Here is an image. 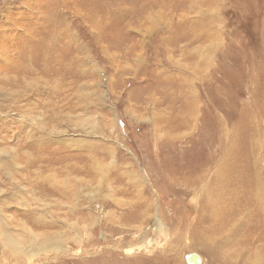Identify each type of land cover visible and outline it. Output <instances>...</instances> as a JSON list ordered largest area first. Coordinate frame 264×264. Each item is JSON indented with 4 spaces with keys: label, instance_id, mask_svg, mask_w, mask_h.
Masks as SVG:
<instances>
[{
    "label": "rangeland",
    "instance_id": "rangeland-1",
    "mask_svg": "<svg viewBox=\"0 0 264 264\" xmlns=\"http://www.w3.org/2000/svg\"><path fill=\"white\" fill-rule=\"evenodd\" d=\"M51 32L59 72L36 71ZM0 48V115L22 125L1 134L0 166L38 159L43 138L30 167H0V264H220L193 233L195 177L235 132L238 198L215 228L248 208L255 127L264 189V0H0ZM21 55L35 72H14Z\"/></svg>",
    "mask_w": 264,
    "mask_h": 264
},
{
    "label": "bare ground",
    "instance_id": "bare-ground-1",
    "mask_svg": "<svg viewBox=\"0 0 264 264\" xmlns=\"http://www.w3.org/2000/svg\"><path fill=\"white\" fill-rule=\"evenodd\" d=\"M43 41L45 43L42 44V49L38 54V61H41V63L39 62V64H42V67L39 68V70L36 69V71L41 70L40 72L43 71L44 73L45 72L48 73L49 68H50L53 73L59 72L57 64L53 63L52 59L48 61L47 59L48 50L44 49V45L45 46L49 45L47 44V41H49V43L55 41L54 33L51 32V34L49 35V39L48 40L45 39ZM2 51L0 48V57L2 55H7V53H4V50ZM19 59H20V62L17 65H15L16 67V68L14 67L15 70L12 69L14 70L15 73L17 74L20 73V75L23 74L22 76H24V74L35 72V70L32 71L33 69L31 67L33 66L31 65V63L28 62L29 60H27L23 55H21ZM9 61L10 60L7 59V61L5 62L6 66H9V64L11 66V61L10 62ZM48 64H51V65H48ZM72 64L74 65L75 63H72ZM5 78H6V75L0 79V91L1 92L4 89H6V91L8 92V90L13 87V80L11 81V79L9 78L5 79ZM4 79L5 81L3 82ZM24 88H26V86ZM10 94L12 95L14 99V103L16 100L24 99V97L26 96L22 92H15V91H11ZM1 97L2 96H0V100H1L0 101V113L9 111L11 108L2 102ZM7 100L10 103H13L12 99L9 100V98H7ZM15 109L20 110V112L24 114H26L27 112V111L21 110L22 109L21 107H16ZM191 111H190V114H187V116L183 117L184 121H180V124L183 123L182 124L183 128L185 127L188 128L192 120H194L195 118V111H192V112ZM0 122L2 126L3 125L6 126V127H2V129L0 130V136L1 134L6 133L5 131H12L14 133L15 128H17L19 131L22 130L21 124L20 125L16 124L15 126L11 123V119H6L5 116L3 115H0ZM43 125L44 126L42 125L41 126L45 128L44 123ZM253 132H254V134L252 133L253 142H251L250 140H247V143L245 144L246 147L249 146L251 151L253 152L252 153L253 160L248 158L250 169H251V175H250L251 176V190L249 191L250 192L249 194L250 195V205H248V208L246 209L244 207L238 209L236 211L235 216H233L230 220L225 222L227 223L226 225L224 224L223 221H221L222 223L219 226L217 225L218 227L215 228L216 221H219V218L224 213V210L226 209L228 205L227 203L231 201H235L238 198L237 196V194L239 193L238 180L240 178L238 171L240 170H239L238 164H235L234 161L232 160L233 157L236 155V153L232 154L233 152L232 150H233L234 142H235V139H234L235 132L229 131L226 134L223 156L217 168L212 173V176L210 177V179L208 181L205 180L204 172H203L204 168H200V170H198L196 177H195L196 183H197L196 186L201 185L204 192H203V197H202V200L199 206V211H198V213L200 212L202 216L201 221L199 222V224L197 223L198 225H196V227H194L193 233H198L202 229H207L208 236H206L203 242L201 243L202 245H205L207 247L211 246L212 248L213 246L217 249L216 258H217V262L220 264H261V263L264 264L261 258V257H264V189H262L263 186L260 181V175H261L262 170L257 162L258 160L254 157V153L259 151L261 147L263 148V144L258 143V139L255 138V136L257 135L255 127H254ZM33 133L34 132L27 131L25 134V138H28V135L35 136V134ZM260 135L262 134L260 133ZM247 138L248 137H245V139ZM42 140L43 138H41L40 136L36 140V142L37 141L39 142V146L37 147L38 159L36 158L30 159L29 157L27 158L26 154H18V156L12 157V161L10 162L8 161L5 163L2 162L0 166L2 167V170L4 168L5 169L8 168L9 165H12V166L17 165L18 167L19 162L24 163L23 168L27 169L28 167L32 165V163H34L37 160H40V157H42V151H43V145H40ZM26 144H29V143H26ZM17 159H20V160H17ZM0 171H1V168H0ZM38 179H39L38 183H40L41 185L49 184L52 188H55L57 185V182L47 183L45 179L42 180L41 175H38ZM223 190L226 191L225 196L222 195L221 193L219 194V192ZM225 199H229V200L225 201ZM212 200L217 201L218 204H213ZM219 205H221V213H220V217L217 218L219 215V208H220ZM203 216L208 221V224L211 223L210 225H207L205 220L202 222ZM190 256L188 257L189 262L191 261V259L193 261L195 260L196 262H198L197 257L195 255L194 256L190 255Z\"/></svg>",
    "mask_w": 264,
    "mask_h": 264
}]
</instances>
